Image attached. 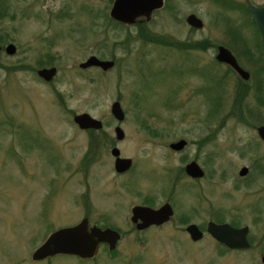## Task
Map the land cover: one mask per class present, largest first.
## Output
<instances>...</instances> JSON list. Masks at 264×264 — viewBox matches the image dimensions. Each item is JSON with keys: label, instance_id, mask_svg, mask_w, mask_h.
I'll return each instance as SVG.
<instances>
[{"label": "rangeland", "instance_id": "rangeland-1", "mask_svg": "<svg viewBox=\"0 0 264 264\" xmlns=\"http://www.w3.org/2000/svg\"><path fill=\"white\" fill-rule=\"evenodd\" d=\"M112 2L0 0V264H264L260 184L252 205L261 221L249 225L257 245L243 253H219L207 241L190 248L185 243L194 192L183 173L194 157L207 173L194 185L216 203L239 167L250 162L249 148H259L250 137L252 126L264 124V51L250 14L236 4L262 7L264 0H163L128 26L112 20ZM190 13L202 20L190 41L205 38L207 46L186 59L178 49L187 41L184 18ZM8 43L16 48L11 55L3 52ZM217 44L230 49L248 80L214 59ZM92 55L113 60L114 66L108 71L78 66ZM50 66L56 67L53 79L37 78L38 69ZM115 100L124 114L121 122L109 112ZM82 112L100 120L102 135L73 123V115ZM116 126L124 134L119 141ZM89 133L99 138L89 157L96 155L82 170ZM178 139L187 145L173 152L169 143ZM114 146L131 161L124 175L114 172ZM220 170L229 173L221 179ZM235 186L238 198L248 193L247 182ZM148 198L155 205L171 204L173 217L136 231L130 209ZM206 212L190 220L200 224L210 217ZM82 218L121 232L115 255L100 245L86 260L72 255L31 260L48 234Z\"/></svg>", "mask_w": 264, "mask_h": 264}, {"label": "water", "instance_id": "water-1", "mask_svg": "<svg viewBox=\"0 0 264 264\" xmlns=\"http://www.w3.org/2000/svg\"><path fill=\"white\" fill-rule=\"evenodd\" d=\"M163 0H113V4L110 7L109 13L110 17L116 21L122 22H132L135 18L139 16L146 15L148 16L151 13L152 9H157L161 5ZM248 11L251 16V22L257 26V30L261 36L260 42L264 51V4L262 7L248 5ZM186 23L189 27L201 28L202 20L197 19V17L190 13V15L185 18ZM5 55H11L16 51V48L12 43L6 44L3 48ZM218 51L215 54V59L220 63H226L233 69L243 80L247 79L248 73L238 66L236 63V58L230 54V50L225 47H217ZM1 51V49H0ZM81 68H90L92 66L97 67L101 70H109L114 66L113 61L107 60H98L96 56L92 55L89 58H86L84 62L79 63L78 65ZM37 78H41L44 82L48 83L53 79L56 73V67L50 66L49 68L42 67L36 72ZM111 108H109L110 115L116 121H122L124 114L121 110V105L118 101H113L111 103ZM73 123L80 128V130H97L102 129V123L95 117L89 116L88 113L82 112V114H75L72 117ZM114 136L116 140H122L124 134L120 126H116L114 129ZM258 135L261 139L264 140V126L261 125L258 127ZM186 146V143L183 139H178L174 143H169V148L174 152L180 150L182 147ZM110 155L114 158L113 167L114 172H126L131 168V161L129 158H122L119 155L118 147L110 149ZM246 168L242 167L240 175L243 174ZM185 174H189L192 177L198 178L202 175L198 164L191 161L184 167ZM130 210L131 222L136 223L139 219V222L135 225V228L139 229L148 228L149 225H156L165 223L169 220L172 215L171 205L162 204L158 209L151 207H144L142 205L132 206ZM89 220L81 219L77 224H73L67 227H59L57 230L52 231L47 235L46 239L38 245L34 251H32L30 258L34 262L38 260H45L48 257L58 256V255H72L76 258L89 259L92 258L96 253H98V248L100 243L106 245L107 250H114L115 244L119 241V233L115 229L111 228H100L94 225H89ZM206 231L208 234L212 235L218 242L226 244L230 249L236 247L243 249L248 245L245 239L246 227L241 229L229 227L228 224H215L213 222L208 223ZM185 231L188 235L191 236V239L196 240L202 237L201 233L197 230V226L190 224V226L185 228ZM264 259H261L263 262Z\"/></svg>", "mask_w": 264, "mask_h": 264}, {"label": "flooded vegetation", "instance_id": "flooded-vegetation-1", "mask_svg": "<svg viewBox=\"0 0 264 264\" xmlns=\"http://www.w3.org/2000/svg\"><path fill=\"white\" fill-rule=\"evenodd\" d=\"M157 9H159V8H157ZM157 9L156 8L155 9H152L151 12L153 10H157ZM145 16L146 15L139 16L138 18H135L132 22H129V23L122 22V21H116L113 18L112 19L117 24L118 23L119 24H123V25L125 24L126 26H128L129 24H133V23L134 24L135 23L137 24V23H139V21H141V19L144 18ZM185 18H186V16H185ZM185 18H184V20H185ZM187 26H188V24H187ZM201 28H202V25H201ZM201 28L198 29V28H195V27H189L188 26V30H189L188 34L189 35H188V37L186 39L187 41H184L183 44L180 45V47L181 46L182 47L178 49L179 53L181 55L183 54L186 59L189 58L188 53H190L192 50H194V51L199 50L200 53H202L204 50H206V47H205V41L206 40H205V38H201L200 41H199V39H196L193 42L190 41V39H191V35H190L191 32L192 33H195L197 31H201ZM192 44L198 45V47H194V46H192ZM218 46L219 47H222L219 44L215 45L214 48L217 51H218V49H217ZM0 49L2 50L1 47H0ZM216 52H215V54H216ZM214 59H215V57H214ZM101 60H107V59H101ZM107 61H110V60H107ZM217 62L220 65H222V66L225 65L228 68H230V66L228 64H226V63H220L218 60H217ZM236 63L238 64L237 61H236ZM113 64H114V61H113ZM195 64H197V63H195ZM200 65L202 66L201 63H200ZM238 66L241 67L239 64H238ZM92 67H95V66H92ZM231 70H232L231 72L235 73L239 78H241L233 69H231ZM243 70H245V69H243ZM248 79H249V73H248L247 79H245V80H248ZM245 80H243V81H245ZM202 83H204V82H201L200 81L199 85H202ZM235 89H236V87H235ZM237 123L244 124L241 121H239ZM222 124L223 123L219 124V126H221ZM250 124H252V123H250ZM250 124H247V125H250ZM261 125L264 126V124H258L256 127H254V126L251 127L254 130V134L250 137V140H252V142L254 141L253 143H254L255 147H257V148L259 147L260 149L258 148V149L255 150V148L253 146L249 148L248 160L250 162L247 164V166H240L239 167V170L236 171L237 172V174H236L237 175V179L234 180V183L231 185V188L229 187L230 190L229 191H226L225 189L222 190L221 191L222 200H221V198H219V200L216 201V203H213L210 199L206 198L205 193L202 192L203 188L200 189V187H197V185H194V184H199L202 180H205V177H206L207 173L205 172L204 168H202L200 166V164L198 162H196V159L194 157L187 159V162H185V166H187V164L189 162L194 161V163L198 164V167L200 168V170L202 172V175L198 176V178H195V177H192L189 174L188 175L185 174V172H184V167L185 166H183V173L186 175L185 177L187 179V183H185V184L186 185L187 184L191 185L192 188H193L192 191L194 192V196H193L192 200H190L188 202V206H189L188 207L189 208L188 211L191 213V215H192L191 217L198 218L201 215V210H204L206 212V208L204 207L205 204H203V202H205V198L208 201H210V203H208L209 204V206H208L209 208L207 207L208 212H206V213H208L210 215V217L205 218L202 221V223L200 222V224H197L196 222H192V220H190L191 217L190 218H187V220L189 221L187 223V227L190 226V224L196 225L197 226V230L202 235V237L200 239L193 240V239H191V236L188 235L187 232L185 231L186 238H184V239H185V241H186L185 243H186V245L188 247L189 246L190 247L191 246L194 247V245H192L193 243H197V242L198 243H201L202 241H207L209 244L212 245V247L215 250H218L219 253L229 252V253H232L233 254V253H237V252L243 253V252H246V251H251L257 245V242H255L254 239L251 238L252 232H251V230L249 228V225H251L255 221H258V222L261 221V217H258L257 216L258 214L260 215L261 213L256 214V212L254 210V204L252 205V203L255 202L254 201V199H255L254 196H256L255 193H257V191H256V183H257V185L260 184V186L258 188L259 193H257V194H258V196L260 198H263L264 199V140L261 139L259 137V135H258V127H260ZM86 130H89V129H86ZM211 133H212V131L209 132L208 134H211ZM210 138H211V136L206 137L205 140H208ZM186 145H187V143H186ZM185 147L186 146L182 147L181 149H184ZM241 147H243V146H241ZM180 150H178V151H180ZM242 167H245L246 169L244 170L245 172L240 175L239 173L241 172L240 170H241ZM128 170H126V172ZM177 171H178V174H179L180 173V170H177ZM126 172H124V173L123 172H121V173L116 172V173H118V175H124ZM233 172H235V171L233 170L232 173ZM228 173L229 172L220 170L219 177L222 179L224 176H226L225 174H228ZM176 180H177V178L175 180H172L171 181L172 187H170V190H169V193H168V196H169L168 199H171V198L174 197V191L173 190H174V187L176 186L175 185ZM242 182H247L248 193H244V194H242L240 196V198H238V196H237V192H238L237 187L238 186H235L234 188H233V186L235 184H239V183H242ZM151 198L144 199V201L141 202V204H138V205H142L144 207H151V208H154L156 210L162 204L165 203V202H163V203H160L158 205H155V203L152 202ZM259 202H261V201H259ZM206 203H207V201H206ZM165 204H169V203L166 202ZM138 205H135V206H138ZM169 205H171V204H169ZM171 209H172V207H171ZM263 211H264V209H263ZM172 214H173V209H172ZM130 215H131V212H130ZM172 217L173 216L171 215L170 218H172ZM129 218H130V216H129ZM243 220H246V221H243ZM129 221L133 225V227L135 228V225L139 222V219L136 221V223L135 222L132 223L131 222V218H130ZM168 222H169V220L167 222H165V223H168ZM210 222H213V223L218 224V225L228 224L229 227L238 228V229H241L242 227H246L245 239H246V242L248 243V245L246 247H244L243 249H239V248H236V247L230 249L226 244L218 242V240H216L214 237H212V235L208 234L207 231H206V227L209 225L208 223H210ZM162 224H164V223H162ZM162 224H159V225H162ZM89 225H92V224H89ZM154 227L157 228L159 226L149 225L148 228L139 229V231L149 230L150 228H154ZM111 229H114V228H111ZM135 229H136V231H138L137 228H135ZM184 230H185V228H184ZM115 231L117 233H119V238H120L121 237V232L119 230H115ZM103 244L104 243H100L99 246L100 245H103ZM262 258L264 259V257H261V259ZM261 263H264V261L261 262Z\"/></svg>", "mask_w": 264, "mask_h": 264}, {"label": "trees", "instance_id": "trees-1", "mask_svg": "<svg viewBox=\"0 0 264 264\" xmlns=\"http://www.w3.org/2000/svg\"><path fill=\"white\" fill-rule=\"evenodd\" d=\"M236 7H238L239 8V10L241 9V10H244L247 14H249V12H248V8L245 6V5H239L238 3L236 4ZM113 20V19H112ZM250 23L251 24H253L254 25V23L253 22H251L250 21ZM257 27V26H256ZM256 31H257V29H256ZM257 33H258V31H257ZM259 34V33H258ZM163 44H165V43H163ZM166 45H167V43H166ZM206 46H207V43L205 44ZM258 45L259 46H261L259 43H258ZM192 46H194V47H198V45H195V44H192ZM20 67H22V68H24L25 66H20ZM26 68H28L29 70H34V68H30L29 66L28 67H26ZM43 81V80H42ZM237 93V95L236 96H239V94H238V92H236ZM59 106H60V108L62 107H64V104L62 103V99H60L59 100ZM212 115H214V113L213 112H210V113H208L207 114V116L209 117V116H212ZM89 132L90 133H96V134H99L100 133V135H102L101 133V130H98V131H94V130H90L89 129ZM89 133V137H90V140H89V150H87V153L83 156V160L82 161H80V165H79V168L80 169H82V170H84V168L87 166V164H89V161H92V160H94V156L96 155V154H94L93 156H91V157H89L90 155H89V153H94V152H92L94 149H95V145H96V143H95V140L97 139V141H98V137L97 136H94L93 134H90ZM104 246H105V244H103ZM105 249L107 250V248L105 247ZM115 252H117L116 251V249H114V250H107V255L108 256H113V255H115ZM53 257V256H52ZM52 257H48L47 259H45V261L46 262H48V261H50V259L52 258Z\"/></svg>", "mask_w": 264, "mask_h": 264}]
</instances>
